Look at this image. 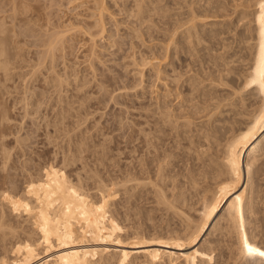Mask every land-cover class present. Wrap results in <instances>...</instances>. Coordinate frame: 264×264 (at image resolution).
I'll list each match as a JSON object with an SVG mask.
<instances>
[{
    "label": "rangeland",
    "instance_id": "374dc122",
    "mask_svg": "<svg viewBox=\"0 0 264 264\" xmlns=\"http://www.w3.org/2000/svg\"><path fill=\"white\" fill-rule=\"evenodd\" d=\"M240 3L0 0V253L55 215L96 213L123 237L193 231L231 180V143L264 118L254 6ZM255 168L246 233L264 250V143ZM210 239V264L264 263L235 232Z\"/></svg>",
    "mask_w": 264,
    "mask_h": 264
},
{
    "label": "bare ground",
    "instance_id": "6f19581e",
    "mask_svg": "<svg viewBox=\"0 0 264 264\" xmlns=\"http://www.w3.org/2000/svg\"><path fill=\"white\" fill-rule=\"evenodd\" d=\"M239 1L241 2L239 5H243L245 9L254 6L249 13L255 22L252 30L255 31L258 46L261 49L258 54L256 75L263 78L261 74L264 73V9L260 5L264 4V0ZM102 16V12L98 13L94 21L95 30L89 32L88 38L91 42L95 43L96 36L104 37L105 27ZM207 24L211 28L217 26V23L213 21ZM203 25L201 21H193L187 26V32L191 33ZM218 35L221 34L216 36ZM0 41L1 48L5 40L0 39ZM2 49L1 53L4 52L3 47ZM5 54L0 55L5 56ZM6 62L1 63L5 65ZM261 87L264 95V80ZM221 120L216 119L212 124L213 135L224 127L220 125ZM263 143L264 118L259 117L245 127L231 143V180L216 188L209 206L199 220L201 222L193 224V231L180 239L123 237L114 234L111 230L102 229L101 225L106 223L107 219L99 218L96 213H87L85 218L55 215L53 219L44 220L41 228L38 227L39 223L34 225L28 220L29 228L32 230L28 231L25 228L23 231L21 228L22 232L19 230L10 232L12 239L8 244L9 248L7 249V245H4L0 253V264H210L211 253L214 250L210 248V251L205 250L207 249L205 245H213L215 240L210 239L211 236H216V241L220 242L228 233L235 232L240 246H243L245 238L248 239L245 213L255 214L256 212V202L259 197L258 189H253L254 178L258 171V168H255V162L261 155ZM190 222L188 218L186 223ZM202 244L203 248L200 246Z\"/></svg>",
    "mask_w": 264,
    "mask_h": 264
},
{
    "label": "snow or ice",
    "instance_id": "6c2138e0",
    "mask_svg": "<svg viewBox=\"0 0 264 264\" xmlns=\"http://www.w3.org/2000/svg\"><path fill=\"white\" fill-rule=\"evenodd\" d=\"M260 7L264 9V4H261ZM264 76V73L261 74ZM253 83H256L255 80H253ZM243 248L246 250L247 255L249 256H259V257H264V250H261L258 247H253L249 242L248 239L245 238L243 241Z\"/></svg>",
    "mask_w": 264,
    "mask_h": 264
}]
</instances>
